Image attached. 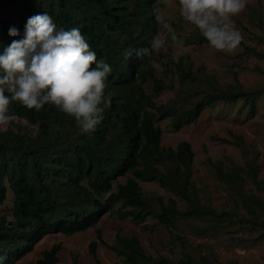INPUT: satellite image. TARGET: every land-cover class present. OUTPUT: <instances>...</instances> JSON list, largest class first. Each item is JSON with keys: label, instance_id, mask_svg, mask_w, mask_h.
<instances>
[{"label": "trees", "instance_id": "obj_1", "mask_svg": "<svg viewBox=\"0 0 264 264\" xmlns=\"http://www.w3.org/2000/svg\"><path fill=\"white\" fill-rule=\"evenodd\" d=\"M155 3L157 0H0V7L19 21L17 29L21 33L10 36L11 27L4 26L0 20V54L13 40L23 37L29 17L48 14L58 28H79L97 58L112 67L105 90V100L110 103H106L105 119L95 131L83 133L74 117L53 104H46L39 111L29 110L19 102L11 104L10 111L15 117L37 129L30 136L27 126L13 122L11 125L17 130L12 126L0 130V206L7 201L9 191L14 196V221L6 218L0 221V264H16L49 235L73 236L95 228L108 213L117 212L121 219L135 222L146 221L152 211L143 197L140 182L156 183L188 204V210L181 211L174 198L168 204L161 202L158 219L170 230L175 228L174 220L179 217L208 220L226 216L205 209L199 202L190 177L194 158L191 144L181 142L176 149L163 148L157 122L173 118V129L179 131L196 123L216 103L233 104L239 99L253 113L264 90L210 92L190 109L176 108L179 100L167 105L154 102L144 89L149 79L155 92H163L170 86L157 79L153 71H146L147 57L138 59L133 52L126 58L125 54L149 47L151 39L159 35L151 11ZM262 9L259 3L254 10L260 28ZM206 42L204 37L193 40L194 44ZM166 65L179 64L168 60ZM180 81L185 84L198 80L183 69ZM232 136L233 141L219 137L214 140L246 147L243 136ZM207 161L211 163L210 158ZM167 163L174 169L161 171L159 167ZM214 165L219 175L224 176L222 164ZM246 167L256 181L259 164L248 162ZM120 178L127 181L118 184L113 192L114 183ZM117 205L121 206L116 210ZM96 233L101 241L102 231L98 229ZM107 246L123 257L125 264H170L164 258L147 254L136 236L118 234L116 244ZM60 251L61 245H54L42 253L37 264H58ZM90 253L95 263L100 264L97 242L90 244Z\"/></svg>", "mask_w": 264, "mask_h": 264}, {"label": "rangeland", "instance_id": "obj_2", "mask_svg": "<svg viewBox=\"0 0 264 264\" xmlns=\"http://www.w3.org/2000/svg\"><path fill=\"white\" fill-rule=\"evenodd\" d=\"M159 1L164 14V21L158 24L159 37L166 41V46L146 58L145 68L148 73L153 71L155 77L170 88L155 92L149 79L144 89L154 102L167 105L179 100L176 108L190 109L210 92L264 90V0H248L246 9L232 17L233 24L243 35V41L231 53L218 51L208 42L194 44L193 40L203 35L183 19L179 0ZM259 3L263 6L262 28L258 26V14L254 13ZM0 20L6 27L19 26V21L10 17L2 7ZM165 24L170 28H166ZM173 32L179 38L176 44L171 40ZM179 41H182L183 54H180ZM153 60L160 64L162 70L152 66ZM168 60L179 65L169 67L166 65ZM183 69L190 71L198 81L181 84ZM179 109L176 111L180 112ZM13 122L27 126L30 136L35 135L37 127L18 117L7 126L0 125V130L13 127ZM157 126L162 132L163 148L176 149L181 142L191 144L194 153L190 172L193 189L205 209L217 215L225 213L224 219L179 217L174 220L175 228L170 230L158 219L161 202L168 204L169 199L174 198L181 211L188 210V204L156 183L140 182L143 197L152 211L146 221L135 222L130 218L121 219L117 212L108 213L95 228L86 232L73 236H47L16 264H37L42 253L56 244L61 245L58 264H74L75 259L77 264H96L90 253L92 242H97L100 264H125L124 258L107 246L116 244L118 234L122 237L136 236L147 254L164 258L170 264H190L191 261L199 264H264V94L257 99L253 113L251 107L239 99L233 104L216 103L207 108L196 123L179 131L173 129V118L160 119ZM232 135L243 136L246 147L214 140L219 137L233 141ZM209 158L211 163L207 161ZM253 161L259 164L256 181L252 180L246 167L248 162ZM219 163L225 174L222 177L214 165ZM159 168L161 171L173 170L174 166L167 163ZM126 181L127 178H120L114 183L113 192L117 191L118 184H125ZM13 201L14 196L9 191L7 201L0 206V221L3 218L14 221ZM98 229L102 231L101 241L97 237Z\"/></svg>", "mask_w": 264, "mask_h": 264}, {"label": "clouds", "instance_id": "obj_3", "mask_svg": "<svg viewBox=\"0 0 264 264\" xmlns=\"http://www.w3.org/2000/svg\"><path fill=\"white\" fill-rule=\"evenodd\" d=\"M247 3L248 0H179L183 19L198 28L211 47L228 53L243 41L232 17L243 12ZM151 11L158 24L164 21L158 0ZM9 35L21 33L11 27ZM178 39L173 32V43ZM179 43L183 54L182 41ZM149 44L129 50L126 58L133 52L138 59L151 57L165 48L166 41L157 35ZM151 63L162 70L155 60ZM111 72V65L97 58L79 28H58L48 14L29 17L23 37L13 40L0 54V125L7 126L16 119L10 111L13 102L37 111L53 104L74 117L83 133L95 131L105 119L106 103H110L105 100V90Z\"/></svg>", "mask_w": 264, "mask_h": 264}]
</instances>
